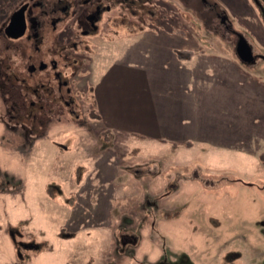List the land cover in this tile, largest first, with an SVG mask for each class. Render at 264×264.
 <instances>
[{"label": "rangeland", "instance_id": "1", "mask_svg": "<svg viewBox=\"0 0 264 264\" xmlns=\"http://www.w3.org/2000/svg\"><path fill=\"white\" fill-rule=\"evenodd\" d=\"M36 1L66 9L38 16V38L29 24L20 38L0 35V67L11 65L14 85L0 86V264H264V59L245 63L230 51L237 73L224 41L204 34L224 33L216 15L225 14L264 54L260 2L0 0V23ZM94 10L96 28L83 18ZM162 46L214 51L204 72L197 61L182 65L187 82L195 72L222 85V69L225 85L243 82L242 151L145 142L98 120V81L121 78L116 66L131 59H158L152 50ZM31 56L48 68L31 76Z\"/></svg>", "mask_w": 264, "mask_h": 264}, {"label": "crops", "instance_id": "2", "mask_svg": "<svg viewBox=\"0 0 264 264\" xmlns=\"http://www.w3.org/2000/svg\"><path fill=\"white\" fill-rule=\"evenodd\" d=\"M241 1L246 7L249 4L255 7L252 0ZM235 7L243 5L238 0ZM204 34L208 41L223 40L220 34ZM222 44L225 46L220 50L225 54L228 68L238 73L239 63L230 53L232 50L226 42ZM181 50L162 46L152 50L158 59L135 58L126 67H114L123 76L116 79L108 76L93 88V107L98 120L107 131L145 142L182 146L189 141L191 145H209L212 152L242 151L246 98L239 86L243 82L237 84L239 78H235L233 84L227 81L225 85L226 69L218 74L222 85L213 83L207 75L198 80L195 72L188 73L187 82L180 77L182 65H194L197 61L204 72L212 64L214 51H189L188 56L182 57L178 54ZM186 85L193 87L189 94Z\"/></svg>", "mask_w": 264, "mask_h": 264}, {"label": "flooded vegetation", "instance_id": "3", "mask_svg": "<svg viewBox=\"0 0 264 264\" xmlns=\"http://www.w3.org/2000/svg\"><path fill=\"white\" fill-rule=\"evenodd\" d=\"M89 1H91V0H84L83 6H89ZM252 1L255 4V7H258L257 1L256 0H252ZM258 1L264 7V2L262 0H258ZM37 7H44V8H39V10H37L38 9ZM46 7H48V4L42 5V4L37 3V1L32 2L31 4L27 3V2L21 3L17 8L13 9L12 11H10L8 13L7 19H5V21H3L2 24L0 23V30H1L0 35L2 34L3 36H6V38H9V39L20 38L26 34L27 29H28L27 27L29 24L30 25L29 27H30L33 35L37 36V38H38L39 32H41V29H42V26L40 27L38 22H37L38 16L43 17V16H50L53 14L56 15L58 13V11L64 12L66 9V6L60 7V9H59V7H53V4L48 9ZM94 7H99V6L96 5ZM34 8L36 9V11L38 13L34 11ZM98 10L100 13L101 8H98ZM98 10H94V11H91L89 13L83 14V18L90 21V25L93 26L94 28H96V24H94V21L97 20V18H98L97 17ZM19 12H21V13L19 14ZM16 16H21V22H22L23 29H24L23 34L20 36L19 35L16 36L13 33V31L15 30L14 29L15 26H14L12 20ZM216 17H218L220 19L221 23L225 26L226 30L224 31V33L218 32V30H216L213 27H208V26L207 27L211 28L214 34H216V35L220 34L223 41L229 45L230 49L235 53L236 56H237V52L241 53V51L239 49H237V45H238L240 38H243L246 41V43L249 45L250 52L252 55L251 61H243V62H245V63L246 62H256V60L258 58L264 59L263 53L262 54H260L258 52L254 53L252 51V46L248 43L247 39L242 35V33H240L239 31L230 30V27H229L230 24H229L227 17L225 16V14L221 15V16L216 15ZM59 18H60L59 16H56V17L54 16V19H52V21H50V23H53L54 21L58 20ZM212 18H215V16L207 17L206 21H209V22H207L208 24L211 23L210 21L212 20ZM227 31H232V33L227 32ZM85 33H86L85 30L82 31V35H86ZM230 35H232V38H230ZM257 40H258V38H257ZM244 57H247L246 54H244ZM6 59L7 58H5V57H0V64L4 63ZM31 60L33 61V64H31V67H29V69L27 70L31 76H33V73H35L37 70L38 71H45L49 66V64L47 65V63L45 62V60L43 58H41V56H37V59H36V57L31 56ZM35 64H36V68L34 67ZM7 69H9V72H10L11 71V65L7 64V65L3 66V68L0 67V86L4 87L5 85H8L9 87H13L14 85L10 84L11 78H8L9 76H8ZM63 74H65V73L63 72ZM55 76L58 77L59 74H56ZM70 78L71 77H69V82H71ZM60 86H61V84H60Z\"/></svg>", "mask_w": 264, "mask_h": 264}, {"label": "water", "instance_id": "4", "mask_svg": "<svg viewBox=\"0 0 264 264\" xmlns=\"http://www.w3.org/2000/svg\"><path fill=\"white\" fill-rule=\"evenodd\" d=\"M264 2V0H262ZM21 12H19L20 14ZM14 26H15V30L13 31V33L16 36H20L23 34L24 29H23V25L21 22V16H16L14 17V19L12 20ZM237 49H239L241 51V53L237 52V56L240 60L242 61H251L252 59V55L250 52V47L249 45L246 43V41L243 38H240L238 45H237ZM244 54H246L247 57H244Z\"/></svg>", "mask_w": 264, "mask_h": 264}, {"label": "trees", "instance_id": "5", "mask_svg": "<svg viewBox=\"0 0 264 264\" xmlns=\"http://www.w3.org/2000/svg\"><path fill=\"white\" fill-rule=\"evenodd\" d=\"M178 54L183 57V56H188L190 54V52L189 51H180V52H178Z\"/></svg>", "mask_w": 264, "mask_h": 264}]
</instances>
